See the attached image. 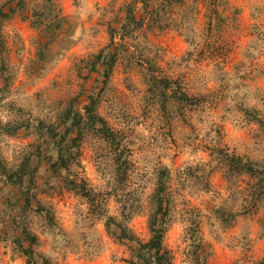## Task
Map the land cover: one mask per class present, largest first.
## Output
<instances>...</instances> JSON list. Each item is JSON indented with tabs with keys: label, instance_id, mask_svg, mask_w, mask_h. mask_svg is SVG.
Returning <instances> with one entry per match:
<instances>
[{
	"label": "rangeland",
	"instance_id": "374dc122",
	"mask_svg": "<svg viewBox=\"0 0 264 264\" xmlns=\"http://www.w3.org/2000/svg\"><path fill=\"white\" fill-rule=\"evenodd\" d=\"M8 1L0 0V99L11 96L25 106L41 93L51 106L75 100L83 127L89 120L87 109L106 89L105 100L95 110L105 116L111 100L115 119L110 123L115 127L124 122L122 113L140 114L143 90L183 77L185 88L179 97L185 92L188 96L206 93L209 84H218L212 93L218 108L204 105L189 110L179 98L165 106L162 98L147 118L149 127L118 147L126 153L123 159L113 156L106 141L85 134L77 151L99 157L97 171L102 168V175L111 174L116 181L111 193L91 169L83 167V156L75 168L54 166L57 149L44 124L51 125L57 112L69 105L53 112L35 108L43 121L32 120L10 136L0 134V210L17 197L31 196L46 207L59 202L64 208L82 209L87 204L107 211L114 198L129 232L137 241L147 242L153 196L162 183L172 202L164 245L173 255V264H196L193 233L209 247L207 264H264V37L257 35L258 25L246 9L232 0H150L147 9L137 2L136 21L141 26L127 27L130 35H124L121 23L127 5L134 0H54L53 15L59 25L53 32L45 31L50 13L44 6L46 0H26L25 6L13 13ZM19 1L12 0L13 5ZM1 11L10 16L3 17ZM111 28L120 30L115 41L122 45V53L105 83L102 66L93 71L90 62L111 43ZM189 53L193 59L185 63ZM130 84L135 85V93L129 92ZM162 111L181 113L172 122L174 135L164 143L179 149L180 143L191 141L163 158L155 155L163 145L154 141L149 142L147 151L135 146L144 131L156 126ZM217 111L230 125L228 134L221 137L228 143L218 150L215 160L194 163L197 150L202 145L209 148L200 134L207 137ZM199 156L202 158L203 152ZM239 158L258 172L239 171ZM26 159H30L33 176L27 177L20 189L7 181L4 160L10 162V170L20 168ZM124 171L128 180L121 185L117 177ZM102 227L109 232L111 249L98 264H130L137 242L122 237L119 224L118 232ZM66 264L81 262L69 257Z\"/></svg>",
	"mask_w": 264,
	"mask_h": 264
},
{
	"label": "clouds",
	"instance_id": "9594fccd",
	"mask_svg": "<svg viewBox=\"0 0 264 264\" xmlns=\"http://www.w3.org/2000/svg\"><path fill=\"white\" fill-rule=\"evenodd\" d=\"M232 3H239L246 9L252 22L258 25L257 35L264 37V0H232ZM192 59L193 54L189 53L184 62L188 63ZM217 86L216 83L209 84V91L206 93L188 96L185 92L184 97H179V93L185 88L183 77L170 81L167 85L161 83L154 87L149 86L140 93L141 103L138 105L140 114L133 117L122 113L124 122L115 127L110 123V119H115L111 100L108 101L110 107L105 116H100L98 112H95L93 117L84 123L83 127H80L72 119V116L76 115L71 110L73 101L61 100L57 105L51 106L46 102L44 94L41 93L40 97L32 98L25 106L9 96L0 99V134L5 137L10 136L15 129L27 126L32 120L43 121L40 113L34 111L35 108H45L49 112H53L68 104L67 110L57 112L51 125L45 122L44 126L50 127L51 131L55 132L67 145L66 151L70 159L64 167L70 165L75 168L80 164L83 156V167L91 169L94 178L102 180L111 193V184L116 181L113 180L111 174L102 175V168L99 169V172L97 171L99 157L94 156L91 152L77 151L82 146L85 134L106 141L112 149L113 156L123 159L126 153L118 151V147H122L125 140L136 137L138 132L149 127L147 118L151 116L153 106L161 104L162 98L165 106L173 99L179 98L181 105H186L189 110H196L204 105L218 108L217 97L212 94ZM173 89L176 90L175 93H173ZM105 90L102 89L99 98L93 102V109H97L105 100ZM129 92H136L135 85H129ZM170 93L172 94L170 95ZM114 95L118 96V93H114ZM241 106L244 105L241 103ZM180 115L179 112L172 115L162 111L156 126H152L150 131H144L143 135L136 139V148L147 151L149 142L154 141L157 145H163L161 151L155 154L163 158L168 155V152H176L187 147L191 141L185 140L180 143L179 149L171 148L164 143L168 136L174 135L172 122ZM80 123H83V117H80ZM229 127L226 118L217 111V115L213 117L208 129L207 137L203 133L200 134L204 144L209 148H204L202 145L197 150V157H194L193 162L207 164L209 161L215 160L218 150L223 149L224 144L228 143L221 137L228 134ZM224 151H228V149H224ZM200 152H203L202 158L199 156ZM153 164L155 165V157H153ZM9 166L10 162L4 160V167L7 169ZM69 179L71 178L69 177ZM117 180L121 185L125 184L128 180L127 172H122ZM91 203L95 205V200ZM109 217L112 218L111 223H109ZM126 223L120 215L119 205L114 198L109 202L108 209L105 211L103 206L89 208L87 204L82 209L71 206L64 208L59 202H54L46 207L31 196L23 199L17 197L15 202L8 203L6 209L0 210V264H66L69 257H75L81 264L84 261H87L88 264H98L99 261L104 260L111 249L109 232L103 230L102 226L107 225L109 230L118 232L119 229H116V225L119 224L121 228H124ZM85 225L87 228L84 227Z\"/></svg>",
	"mask_w": 264,
	"mask_h": 264
},
{
	"label": "trees",
	"instance_id": "16d2710c",
	"mask_svg": "<svg viewBox=\"0 0 264 264\" xmlns=\"http://www.w3.org/2000/svg\"><path fill=\"white\" fill-rule=\"evenodd\" d=\"M150 0H134L131 4L127 5L126 9V18L121 23L122 33L125 35H130L129 30H127V27H135V26H141V22H137V14L135 7L137 2H141L144 6V9H147L149 5ZM169 1H177L182 2L183 0H169ZM10 2V13L15 12L17 8H23L26 4V0H20L19 3L16 5H13L12 0H9ZM147 5V6H146ZM46 9L49 10L50 13L47 15V25L45 27V31H51L53 32L56 27H58V21L59 19H56L54 17L55 9V1L54 0H46ZM10 13H4V11H1V15L3 17H9ZM142 21V20H141ZM120 30H116L114 28H111V43L101 49V51L93 57V60L90 62L91 69L93 71H97V68L99 65L102 66L104 71H101L102 75L106 78L105 83L109 79L110 72L113 70V68L116 66L119 57L122 53L121 44L116 42V34H118ZM124 37V36H123ZM92 99L94 97H91ZM75 100H73V103L71 105V110L76 115L72 116V119L81 127L82 123H80V117H83L81 113H79L78 110H76V106L74 104ZM94 102V101H93ZM93 102L91 103V106L87 109L88 112V119H91L96 112L95 109H93ZM68 109V108H67ZM66 109V110H67ZM84 121V120H83ZM42 126V125H41ZM47 133L50 137L54 139L55 147L57 151V161L54 163L55 168H68L64 167L68 164V160L70 159V156L68 152L66 151L67 145L62 142V139L57 136L55 132L51 131V128L49 127L47 130ZM238 165L236 166L239 171L247 172L256 174L258 172V169L254 167L251 163H242V159H237ZM33 167L31 165L30 159H26V161L23 163V165L18 169H5L4 174L7 176V181L18 186V188L22 189L24 186L25 179L27 177L33 176ZM86 192V191H85ZM167 188L164 184H160L157 190L154 193L153 201H154V211L151 214L150 217V230H151V238L147 242L137 241V238L132 235L129 232V229L127 226L124 228H121V236L124 238H128L131 241L137 242V249L135 251V254L133 255V258L130 261V264H173V255L169 249H167L164 245V239L165 234L168 229L169 224L171 223V211H172V202L170 200V197H168ZM88 194V193H86ZM130 216L128 219L132 217L131 213H129ZM112 220V219H110ZM198 219L195 220L197 222ZM195 227L194 230H196L197 226L194 223ZM194 235V244L192 251V254L194 256V262L196 264H207L208 259L210 256V250L209 247H207L205 244L201 242V236Z\"/></svg>",
	"mask_w": 264,
	"mask_h": 264
}]
</instances>
